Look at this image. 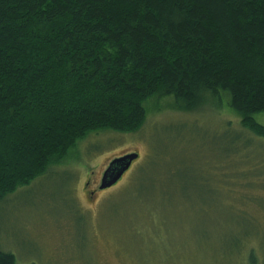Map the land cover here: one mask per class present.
Listing matches in <instances>:
<instances>
[{
	"label": "trees",
	"instance_id": "1",
	"mask_svg": "<svg viewBox=\"0 0 264 264\" xmlns=\"http://www.w3.org/2000/svg\"><path fill=\"white\" fill-rule=\"evenodd\" d=\"M168 95L180 110L226 105L264 135V0H0V200L89 132L137 130L143 101ZM0 264L18 263L0 250Z\"/></svg>",
	"mask_w": 264,
	"mask_h": 264
},
{
	"label": "rangeland",
	"instance_id": "2",
	"mask_svg": "<svg viewBox=\"0 0 264 264\" xmlns=\"http://www.w3.org/2000/svg\"><path fill=\"white\" fill-rule=\"evenodd\" d=\"M143 105L137 130L89 132L57 170L0 200V250L18 264H264V135L226 105L180 110L169 95ZM254 116L264 126V111ZM244 141L237 164L224 161ZM154 147L148 174L116 195ZM132 151L99 189L109 161Z\"/></svg>",
	"mask_w": 264,
	"mask_h": 264
},
{
	"label": "water",
	"instance_id": "3",
	"mask_svg": "<svg viewBox=\"0 0 264 264\" xmlns=\"http://www.w3.org/2000/svg\"><path fill=\"white\" fill-rule=\"evenodd\" d=\"M138 155L132 151L112 158L102 173L98 188L104 189L115 184Z\"/></svg>",
	"mask_w": 264,
	"mask_h": 264
},
{
	"label": "flooded vegetation",
	"instance_id": "4",
	"mask_svg": "<svg viewBox=\"0 0 264 264\" xmlns=\"http://www.w3.org/2000/svg\"><path fill=\"white\" fill-rule=\"evenodd\" d=\"M133 163V162H132ZM104 171V170H103ZM103 173V172H102ZM102 176V175H101ZM101 179V178H100ZM92 192V191H91Z\"/></svg>",
	"mask_w": 264,
	"mask_h": 264
}]
</instances>
